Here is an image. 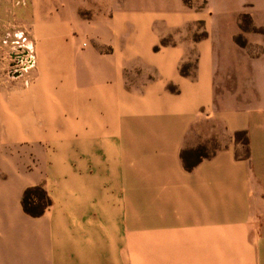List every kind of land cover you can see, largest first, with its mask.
Listing matches in <instances>:
<instances>
[{"label":"crops","instance_id":"1","mask_svg":"<svg viewBox=\"0 0 264 264\" xmlns=\"http://www.w3.org/2000/svg\"><path fill=\"white\" fill-rule=\"evenodd\" d=\"M39 51L37 80L29 88L35 100H59L50 58ZM40 52L49 56L50 42ZM89 53L93 50L79 57ZM152 54H161L148 61L154 78L140 86L127 88L119 69L110 88L93 82L109 131L87 130L81 73L79 88L69 81L77 93L73 89L63 98L79 96L74 129L68 125L76 113H50V101L38 102L36 113L21 118L2 114L0 264L31 258L120 264V234L123 248L137 242L141 249L160 250L152 264H264V67L236 71L230 85L231 73L218 68L212 48L198 54L197 66L185 75L177 66L189 60L186 51ZM248 74H259L251 93ZM243 131L247 140L236 139ZM8 136L29 137L32 143L49 137L50 153L34 146L39 163L26 173V156L6 153L2 143ZM41 163L48 173H41ZM41 181L51 204L31 215L22 194Z\"/></svg>","mask_w":264,"mask_h":264},{"label":"rangeland","instance_id":"2","mask_svg":"<svg viewBox=\"0 0 264 264\" xmlns=\"http://www.w3.org/2000/svg\"><path fill=\"white\" fill-rule=\"evenodd\" d=\"M36 14L46 20L39 21ZM45 42H50L49 56L40 52ZM206 48L215 50L218 68L231 73L230 85L234 84L236 71L264 67V0H0V118L2 114L13 119L16 114L21 118L23 113H36L38 102L50 101V113L65 117L68 112L71 117L76 113V119L68 125L74 129L79 96L63 98L74 89L70 79L79 88L81 73L87 90L84 104L87 130L109 131L107 111L100 113L102 108L96 100L93 82L98 81L108 89L115 85L119 69L127 88L140 86L148 77L154 78L148 61L157 60L161 54L152 53L164 49H181L189 54V60L177 66L185 75L194 70L198 54ZM38 50L44 58H50V79L56 96L61 87L59 95L63 98L59 100H35L36 94L29 88L37 80ZM89 50L93 53L79 57ZM258 76L247 75L249 93L254 92L250 86ZM260 79L264 83V74ZM68 85L71 89H66ZM168 88L174 91L176 85L169 83ZM3 139L8 155L17 159L26 156L23 163L26 173L39 163L34 146L50 153L49 137L33 143L29 137ZM40 167L41 173H48L44 164ZM44 181L24 189L31 190L27 201L31 215L40 214L51 204ZM120 235V264L158 263L160 250L141 249L136 247L140 244L137 242L123 248ZM8 264L52 263L31 258L25 263L13 260Z\"/></svg>","mask_w":264,"mask_h":264},{"label":"trees","instance_id":"3","mask_svg":"<svg viewBox=\"0 0 264 264\" xmlns=\"http://www.w3.org/2000/svg\"><path fill=\"white\" fill-rule=\"evenodd\" d=\"M235 138L236 139H243L244 141H246L247 140V137L245 136V132L243 131V132H236V134H235ZM186 166L189 168V167H191L189 164H186ZM31 193V190L30 189H26L25 191H24V194H23V198H22V204H23V208H24V210L26 211V212H28V213H30V212H32L29 208H28V199H29V194Z\"/></svg>","mask_w":264,"mask_h":264}]
</instances>
